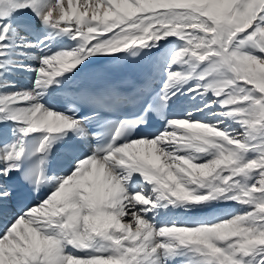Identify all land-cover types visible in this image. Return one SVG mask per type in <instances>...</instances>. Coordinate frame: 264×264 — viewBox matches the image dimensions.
Returning a JSON list of instances; mask_svg holds the SVG:
<instances>
[{
  "label": "snow or ice",
  "instance_id": "1",
  "mask_svg": "<svg viewBox=\"0 0 264 264\" xmlns=\"http://www.w3.org/2000/svg\"><path fill=\"white\" fill-rule=\"evenodd\" d=\"M0 264H264V0H0Z\"/></svg>",
  "mask_w": 264,
  "mask_h": 264
},
{
  "label": "bare ground",
  "instance_id": "2",
  "mask_svg": "<svg viewBox=\"0 0 264 264\" xmlns=\"http://www.w3.org/2000/svg\"><path fill=\"white\" fill-rule=\"evenodd\" d=\"M25 83L27 82V81H24Z\"/></svg>",
  "mask_w": 264,
  "mask_h": 264
}]
</instances>
